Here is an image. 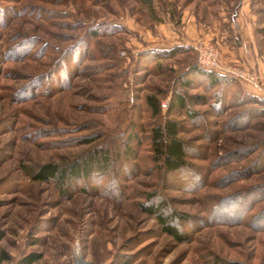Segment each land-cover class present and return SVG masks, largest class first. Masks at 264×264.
I'll return each mask as SVG.
<instances>
[{
	"label": "rangeland",
	"instance_id": "rangeland-1",
	"mask_svg": "<svg viewBox=\"0 0 264 264\" xmlns=\"http://www.w3.org/2000/svg\"><path fill=\"white\" fill-rule=\"evenodd\" d=\"M239 12L241 29L230 18ZM192 21L225 62L249 70L264 63V0H0V248L12 255L2 264L29 251L43 255L35 264H264V153L256 146L264 116L253 127L232 125L260 105L229 107L234 90L214 104L217 90L205 83L177 84L196 60ZM106 25L124 30L91 37ZM240 33L252 46L244 62L230 59L221 41L231 46ZM167 39L190 42L189 53L137 63L144 50L177 45L161 48ZM175 90L204 97L188 104L199 115L171 114L184 127L197 178L192 169L166 176L150 155L149 130L167 116ZM152 93L160 100L155 117L144 101ZM130 133L135 160L122 146ZM88 138L95 140L79 143ZM102 146L111 156L106 173L70 179L64 193L29 172L82 161ZM154 191L188 216L180 222L186 241L140 210Z\"/></svg>",
	"mask_w": 264,
	"mask_h": 264
},
{
	"label": "trees",
	"instance_id": "trees-1",
	"mask_svg": "<svg viewBox=\"0 0 264 264\" xmlns=\"http://www.w3.org/2000/svg\"><path fill=\"white\" fill-rule=\"evenodd\" d=\"M143 4L150 5L151 0H141ZM233 19V16L230 17ZM105 28H108L112 34H116L119 30H124L120 26L115 25H106L104 27H99L97 30L91 32V37L94 38L99 36L98 32H101ZM236 40L233 39L232 43L235 44ZM23 44V43H22ZM23 46H26L25 43ZM190 47L185 44L175 45L170 49H148L140 52L138 54L137 63L150 65L156 60L171 59L176 54L183 53L188 54ZM60 68V67H57ZM187 72L182 74L177 81V84H180L184 87H196L194 82L205 83L207 89H215L216 94H214V104L217 102L225 103V100H228V93L231 90L235 92L230 96L231 98L226 105L230 106H239L242 104H259L260 107L249 108L244 111L242 114L237 115L236 120H232L227 123H232L236 125H242L249 127L254 126L255 123H252V119L260 118L264 116V96H257L247 93L241 85L238 79L229 74H221L214 70H205L200 67L195 60L193 63L187 65ZM189 77V78H188ZM134 88V85L132 86ZM131 87V88H132ZM226 95L225 97L219 94ZM203 101L204 97L199 95H187L175 90L172 97L170 98L169 106L167 109L166 117L163 118V122L155 123L152 125L149 130V141H150V155L152 156V161L156 163V166L164 171L166 176H175L184 172L185 169L194 170L196 178L200 176L197 170L194 168V164L188 161L191 149L188 147L186 141L182 137L184 132V127L182 126L179 119H176L171 114H174L178 111L185 110L187 117H195L199 115L195 111L189 108V101ZM144 101L148 106V109L151 112L153 117L160 115V100L157 95L154 93L147 94L144 97ZM217 101V102H216ZM215 106V105H214ZM228 107H224L225 110ZM219 111H217L218 113ZM248 117L246 121H240L242 117ZM172 116V117H171ZM214 132H219L216 129ZM132 136V137H131ZM135 135L130 133L128 136L125 135L122 140L123 147L126 148L128 157L131 159H136L135 151H131L129 144L134 141ZM205 140H213L211 135L205 133L203 137ZM95 140L94 138L83 139L79 143L85 144ZM128 146V147H127ZM258 149L262 150L264 153V137L256 143ZM247 154L251 150L246 151ZM246 154V153H244ZM132 156V157H131ZM197 158V157H195ZM111 159L110 152L104 147H99L94 150V152L88 157H84L79 161L72 162L69 165H58L53 162H46L40 165L35 166L32 171V178L34 180L42 182H55L57 186L64 193V187L67 186L68 181L71 179H80V178H89L92 174L97 171L106 173L108 162ZM1 163V156H0ZM160 196L158 191L154 193H147L146 198L139 204L140 210L149 216H152L162 233L170 236L178 242H184L188 239V234L181 229V221H184L188 216L181 211H177L172 208L168 200L165 198L157 199ZM234 198H230L228 202L233 203ZM157 201V202H156ZM5 236V231L0 228V240ZM41 252L29 251L23 254L16 262V264H35L42 258ZM12 255L4 248H0V264L6 261H10Z\"/></svg>",
	"mask_w": 264,
	"mask_h": 264
},
{
	"label": "crops",
	"instance_id": "crops-1",
	"mask_svg": "<svg viewBox=\"0 0 264 264\" xmlns=\"http://www.w3.org/2000/svg\"><path fill=\"white\" fill-rule=\"evenodd\" d=\"M242 14H243L242 12L241 13L239 12L237 14V16H235V18L233 17L232 23H235L236 26L238 27V29H241V27L244 25V23H243L244 20H243ZM168 24H169L168 28H167V30H165V35L167 36V38H171L170 37L171 33H169L167 35L166 31H171L172 33H174V32H173V28H170V27H172V25H170L171 23L169 22ZM186 29L188 30L189 37H192V39L207 38V36L209 37V35H210L209 32H205V31H203V29H200V28L198 29L196 27V24L193 21H192V24H189V22H188V26L186 27ZM199 36H201V37H199ZM234 38L236 40L235 44L232 43L231 46H228L227 41H225V38H223L221 40L222 44L225 45L227 48L230 47V49H232V50H230V56H229L230 59H234L236 61L237 60L243 61L246 58V56L252 52V50H251L252 46H251L249 41H245L242 33H240L239 36L236 35ZM167 42L168 43L161 48H169L173 44H177V45L178 44H185L186 45V44L190 43V42L186 41L185 39H178V40L176 39L174 41H169V39H167ZM146 47L156 48L155 46H149V45H146ZM247 61H249V60H247ZM258 63L259 64L256 63V66H254L255 69L251 70V72L255 76L258 75L260 83L263 84V81H264V63L262 61H260ZM242 88L249 94L257 95V96H264V89L262 86L256 87L255 85L246 83L244 87L242 86Z\"/></svg>",
	"mask_w": 264,
	"mask_h": 264
},
{
	"label": "built area",
	"instance_id": "built-area-1",
	"mask_svg": "<svg viewBox=\"0 0 264 264\" xmlns=\"http://www.w3.org/2000/svg\"><path fill=\"white\" fill-rule=\"evenodd\" d=\"M196 61L205 70H214L221 74H229L243 83H248L260 87L258 79L251 70L234 63L225 62L221 57L219 46L213 44L205 38H199L192 43ZM167 107L165 103L162 104Z\"/></svg>",
	"mask_w": 264,
	"mask_h": 264
}]
</instances>
